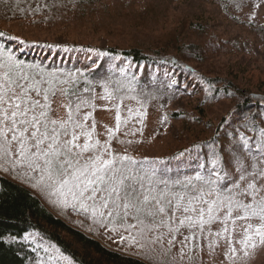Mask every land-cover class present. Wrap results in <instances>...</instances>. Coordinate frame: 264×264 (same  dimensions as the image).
Wrapping results in <instances>:
<instances>
[{
    "label": "snow or ice",
    "instance_id": "snow-or-ice-1",
    "mask_svg": "<svg viewBox=\"0 0 264 264\" xmlns=\"http://www.w3.org/2000/svg\"><path fill=\"white\" fill-rule=\"evenodd\" d=\"M131 67L129 62L122 71ZM135 79L133 72L127 83L105 79L101 84L100 98L117 101L116 131L128 123L121 120V104L126 98L137 99L129 96L136 92ZM57 96L63 99L64 117L53 115ZM95 99L87 79H75L72 73L62 78L0 44V174L27 182L50 203L65 211L71 208L97 229L125 233L119 243L135 246L139 251L134 255L146 264H165L161 257L174 248L176 254L167 264H183L185 258L192 260L189 253L201 248L202 240L211 254L224 239V255L233 262L236 244L244 256L264 246V127L259 139L241 136L227 159L213 146L211 166L196 163L189 171L178 162L172 171L148 157L137 159L127 148L114 149L113 129H108L106 141L94 139L95 120L90 126L87 122L96 109ZM85 107L92 111L82 114ZM128 113L131 118L132 109ZM137 113L142 124L146 112ZM238 221L244 222L242 234L234 240ZM217 222L223 228L214 232L211 226Z\"/></svg>",
    "mask_w": 264,
    "mask_h": 264
},
{
    "label": "rangeland",
    "instance_id": "rangeland-1",
    "mask_svg": "<svg viewBox=\"0 0 264 264\" xmlns=\"http://www.w3.org/2000/svg\"><path fill=\"white\" fill-rule=\"evenodd\" d=\"M3 5H8L11 11L9 7L0 10V32L9 34L14 39L10 40L5 35L0 37V44L17 51L19 55L32 56L39 62L40 44L45 43L50 45L49 51L52 46L69 45L72 48L69 52L72 54L82 51L88 52L89 56H92L90 50L107 47L139 48L144 52L163 48L176 53V46L180 50L187 45L216 43L219 46L221 43L225 49L220 47V52H210V56L206 55L203 61L193 62L199 72L204 73L203 76L228 78L230 80L227 81L230 82L235 78L238 83L253 90L258 88V79H264V34L252 26L253 23L256 25L264 22V7L252 8L247 5L242 11L234 12L235 17H232L230 13L224 14L219 6L209 0H102L99 3L75 0H4ZM194 24H202V27L193 28ZM20 49L23 51L20 52ZM243 69L246 72L240 74ZM81 73L74 74L75 79L82 81ZM204 88L193 90L197 96H182L170 104L166 111H182L186 118L180 121L165 119V126L161 121L160 106H153L151 102L142 105L126 98L121 104L120 115L121 120L128 119V123L122 124L118 131L115 109L117 101L101 99L104 90L97 91L94 101L96 109L87 124L90 126L92 120H95L94 139L101 142L107 140L108 129H113L115 138L111 146L120 152L127 148L128 154L137 159L148 157L152 160L169 155L197 138L211 136L221 119L233 111L234 102L223 98V93L216 97L221 98L219 101L213 99L217 86ZM61 103L63 99L57 96L53 103V108L56 109L53 115L56 117L65 115L66 109L60 107ZM128 109H132L131 118ZM137 110L146 112L142 124ZM88 111L92 109L85 107L82 114ZM117 140H132L133 143L121 145ZM1 175L30 186L10 174ZM34 191L40 192L36 189ZM42 194L40 197L46 202ZM57 208L62 211H53L74 226L85 231L95 228L99 237L112 247L135 250V246L128 247L127 241L119 243L120 236L126 235L125 233L97 229L89 219L74 213L71 208L67 211L60 206ZM243 223L237 222L234 240L241 238L240 225ZM211 227L215 232L221 230L223 225L217 222ZM25 238L31 240L38 249L36 264H76L70 256L51 246L37 233H26ZM200 243L201 248L189 253L192 260L185 258L183 264H264V246L249 250V255L244 256L239 244H236L238 256L233 262L224 255L227 247L224 239L218 240L217 247L211 254L207 242L202 240ZM175 254L174 248L169 255L171 257ZM168 260L169 258L165 264Z\"/></svg>",
    "mask_w": 264,
    "mask_h": 264
},
{
    "label": "trees",
    "instance_id": "trees-1",
    "mask_svg": "<svg viewBox=\"0 0 264 264\" xmlns=\"http://www.w3.org/2000/svg\"><path fill=\"white\" fill-rule=\"evenodd\" d=\"M3 1L0 0V10L9 7L3 5ZM75 1L99 3L102 0ZM209 1L219 6L224 14L230 13L232 17H235L234 12L242 11L247 5L252 8L264 7V0ZM254 24L252 26L264 34V22ZM201 25L194 24L193 28L197 29ZM5 35L11 37L9 34ZM220 45H187L180 50L176 46V53L163 48L144 52L139 48L107 47L90 50L92 56H89L88 52L82 51L72 54L69 52L72 49L69 45L52 46L49 51L50 45L45 43L40 44V62L32 56H20L26 62L39 63L49 71L59 72L62 78L68 73L82 72V81L88 80L89 85L95 89V96L97 91L104 90L101 84L105 79H119L127 83V78L134 72L136 79L133 86L136 92L129 96H136L137 99L131 100L142 105L151 102L153 106H160L162 122L165 119L180 121L186 118L182 111H166L180 97L197 96L193 90L199 87L217 86L213 99L219 101L221 98L216 97L223 93V98L232 100L234 107L230 115L221 119L215 132L209 137L197 138L172 154L152 159L158 162L159 167H168L175 171L180 162L191 171L196 163L211 166L209 160L213 146L218 153L223 151L224 158L227 159L228 151L239 143L241 136L259 139L260 128L264 127V79H258V88L253 90L238 83L235 78L230 82L227 81L230 80L228 78L205 77L194 66L193 62L203 61L210 52H220V47L225 49ZM129 62L131 69L123 72L122 69H128ZM245 72L243 69L240 74ZM199 109L203 114L201 108ZM163 124L166 125L165 122ZM180 153L185 154L183 158ZM40 194L42 193H36L32 187L0 174V264H36L38 249L31 240L25 238L26 233H37L51 246L70 256L76 264H146L134 255L138 249L114 248L99 237L95 228L88 232L74 226L54 212L62 210L50 203L46 194H42L46 202ZM41 248L40 244V251ZM161 258L166 261L170 255Z\"/></svg>",
    "mask_w": 264,
    "mask_h": 264
}]
</instances>
